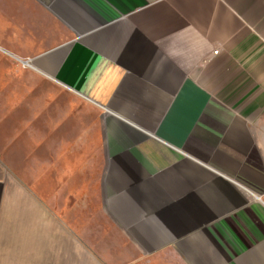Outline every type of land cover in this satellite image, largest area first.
I'll use <instances>...</instances> for the list:
<instances>
[{
	"label": "crops",
	"instance_id": "obj_1",
	"mask_svg": "<svg viewBox=\"0 0 264 264\" xmlns=\"http://www.w3.org/2000/svg\"><path fill=\"white\" fill-rule=\"evenodd\" d=\"M14 2L31 75L97 110L120 235L0 178V264H264V0Z\"/></svg>",
	"mask_w": 264,
	"mask_h": 264
},
{
	"label": "rangeland",
	"instance_id": "obj_2",
	"mask_svg": "<svg viewBox=\"0 0 264 264\" xmlns=\"http://www.w3.org/2000/svg\"><path fill=\"white\" fill-rule=\"evenodd\" d=\"M0 7L6 18L21 11L14 0H0ZM14 41L13 28L0 27V178L7 196H58L57 208L70 205L76 220L93 221L108 242L106 230L120 232L104 212L97 110L34 78Z\"/></svg>",
	"mask_w": 264,
	"mask_h": 264
},
{
	"label": "built area",
	"instance_id": "obj_3",
	"mask_svg": "<svg viewBox=\"0 0 264 264\" xmlns=\"http://www.w3.org/2000/svg\"><path fill=\"white\" fill-rule=\"evenodd\" d=\"M219 51H215V54H218ZM22 63L28 65V66H31L32 63H31V60H28V61H22Z\"/></svg>",
	"mask_w": 264,
	"mask_h": 264
},
{
	"label": "bare ground",
	"instance_id": "obj_4",
	"mask_svg": "<svg viewBox=\"0 0 264 264\" xmlns=\"http://www.w3.org/2000/svg\"><path fill=\"white\" fill-rule=\"evenodd\" d=\"M32 67V66H31Z\"/></svg>",
	"mask_w": 264,
	"mask_h": 264
}]
</instances>
